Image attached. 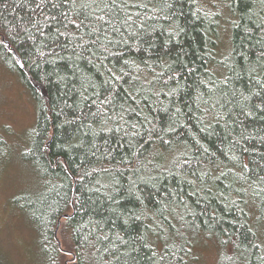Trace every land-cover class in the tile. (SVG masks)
<instances>
[{
    "label": "trees",
    "instance_id": "obj_1",
    "mask_svg": "<svg viewBox=\"0 0 264 264\" xmlns=\"http://www.w3.org/2000/svg\"><path fill=\"white\" fill-rule=\"evenodd\" d=\"M215 1L0 0L44 181L14 202L48 264L59 219L78 264H184L201 237L218 264H264V0Z\"/></svg>",
    "mask_w": 264,
    "mask_h": 264
},
{
    "label": "rangeland",
    "instance_id": "obj_2",
    "mask_svg": "<svg viewBox=\"0 0 264 264\" xmlns=\"http://www.w3.org/2000/svg\"><path fill=\"white\" fill-rule=\"evenodd\" d=\"M215 3L222 5L221 1ZM221 14L217 36L219 59L229 53L231 26L236 18L225 5ZM36 114V102L29 87L20 74L9 69L0 58V138L3 139L0 150V264H48L40 233L28 216V210L14 202L19 194L33 196L44 187L37 169L22 158V152L29 146ZM58 237L60 248L70 254H58L56 264H78L71 230L66 224L59 227ZM184 264H218V248L214 241L207 237L196 240Z\"/></svg>",
    "mask_w": 264,
    "mask_h": 264
},
{
    "label": "water",
    "instance_id": "obj_3",
    "mask_svg": "<svg viewBox=\"0 0 264 264\" xmlns=\"http://www.w3.org/2000/svg\"><path fill=\"white\" fill-rule=\"evenodd\" d=\"M14 51H15V50H14ZM19 62H20L21 65H22V62H21L20 59H19ZM64 216L68 217V216H70V214L66 213V214H64ZM59 226H60V220L58 221L57 227H56L55 232H54V236H55V239H56V241H57L59 247H62L61 240H60V238L58 237ZM75 264H76V262H75Z\"/></svg>",
    "mask_w": 264,
    "mask_h": 264
},
{
    "label": "bare ground",
    "instance_id": "obj_4",
    "mask_svg": "<svg viewBox=\"0 0 264 264\" xmlns=\"http://www.w3.org/2000/svg\"><path fill=\"white\" fill-rule=\"evenodd\" d=\"M21 62H22V61H21ZM19 63H20V62H19ZM20 64H21V63H20ZM63 215H64V214H63ZM59 220H60V219H59ZM59 220H58V221H59ZM57 224H58V223H57ZM60 224H61V220H60ZM56 227H57V225H56ZM56 227H55V229H56ZM59 227H60V226H59ZM54 232H55V230H54Z\"/></svg>",
    "mask_w": 264,
    "mask_h": 264
},
{
    "label": "flooded vegetation",
    "instance_id": "obj_5",
    "mask_svg": "<svg viewBox=\"0 0 264 264\" xmlns=\"http://www.w3.org/2000/svg\"><path fill=\"white\" fill-rule=\"evenodd\" d=\"M67 253H69V252H67ZM69 254H70V253H69ZM71 256H72V255H71ZM66 263H69V261L67 260Z\"/></svg>",
    "mask_w": 264,
    "mask_h": 264
},
{
    "label": "snow or ice",
    "instance_id": "obj_6",
    "mask_svg": "<svg viewBox=\"0 0 264 264\" xmlns=\"http://www.w3.org/2000/svg\"><path fill=\"white\" fill-rule=\"evenodd\" d=\"M113 2H114V0H113ZM107 6V5H106ZM99 19H103V17H99Z\"/></svg>",
    "mask_w": 264,
    "mask_h": 264
}]
</instances>
